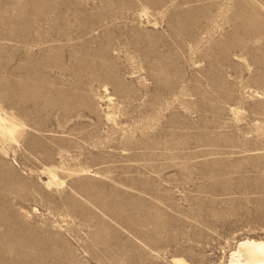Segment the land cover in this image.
I'll use <instances>...</instances> for the list:
<instances>
[{
  "label": "rangeland",
  "instance_id": "obj_1",
  "mask_svg": "<svg viewBox=\"0 0 264 264\" xmlns=\"http://www.w3.org/2000/svg\"><path fill=\"white\" fill-rule=\"evenodd\" d=\"M0 120V264H229L264 239V0H0Z\"/></svg>",
  "mask_w": 264,
  "mask_h": 264
},
{
  "label": "bare ground",
  "instance_id": "obj_2",
  "mask_svg": "<svg viewBox=\"0 0 264 264\" xmlns=\"http://www.w3.org/2000/svg\"><path fill=\"white\" fill-rule=\"evenodd\" d=\"M4 124H8V123H4ZM9 131L11 133L13 130L11 131L9 129ZM14 134L15 132L11 135L13 136ZM228 263L229 264H264V239L246 238L239 241L235 249L232 250L230 260L228 261ZM174 264H186V263L181 259H176L174 261Z\"/></svg>",
  "mask_w": 264,
  "mask_h": 264
}]
</instances>
